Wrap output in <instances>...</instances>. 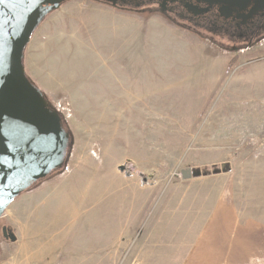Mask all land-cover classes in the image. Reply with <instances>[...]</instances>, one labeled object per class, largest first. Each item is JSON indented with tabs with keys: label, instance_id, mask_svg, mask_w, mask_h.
<instances>
[{
	"label": "rangeland",
	"instance_id": "rangeland-1",
	"mask_svg": "<svg viewBox=\"0 0 264 264\" xmlns=\"http://www.w3.org/2000/svg\"><path fill=\"white\" fill-rule=\"evenodd\" d=\"M23 68L68 145L4 209L0 264H264V33L67 0L32 32ZM44 218L52 250L16 226Z\"/></svg>",
	"mask_w": 264,
	"mask_h": 264
},
{
	"label": "water",
	"instance_id": "water-1",
	"mask_svg": "<svg viewBox=\"0 0 264 264\" xmlns=\"http://www.w3.org/2000/svg\"><path fill=\"white\" fill-rule=\"evenodd\" d=\"M64 1L0 2V217L14 197L63 164L68 133L26 76L23 51L42 19ZM182 174L190 176L187 169ZM2 235L16 241L6 226Z\"/></svg>",
	"mask_w": 264,
	"mask_h": 264
},
{
	"label": "flooded vegetation",
	"instance_id": "flooded-vegetation-1",
	"mask_svg": "<svg viewBox=\"0 0 264 264\" xmlns=\"http://www.w3.org/2000/svg\"><path fill=\"white\" fill-rule=\"evenodd\" d=\"M118 4L158 7L190 28L236 36L243 41L264 33V0H121Z\"/></svg>",
	"mask_w": 264,
	"mask_h": 264
},
{
	"label": "crops",
	"instance_id": "crops-1",
	"mask_svg": "<svg viewBox=\"0 0 264 264\" xmlns=\"http://www.w3.org/2000/svg\"><path fill=\"white\" fill-rule=\"evenodd\" d=\"M48 204L47 203H44L43 204V207L41 208V210L42 211H45V210H47L48 209ZM101 206H103V210H104V213H100V214H102V215H104V219H108V220H111V218H112V214H113V211H112V206H110V207H108L107 206V204L105 205V207H104V205H101ZM102 209V208H101ZM26 210H28V209H26ZM29 210H30V216H31V214H33V210H36V209H32V208H29ZM8 213V212H7ZM6 213V214H7ZM9 214V213H8ZM21 214V213H20ZM23 214H25V213H23ZM23 214H21V215H23ZM96 216V215H95ZM27 218V217H26ZM65 218H68V216H66ZM13 221H14V219H12ZM26 223H23V224H21V225H17L16 224V226H18V228H19V232H21V233H23L24 235H26L27 233H29L30 232V234L31 235H36L37 233L36 232H38V231H40L41 233H42V235H43V241H49L50 242V245L49 246H47V247H51V249L50 250H52L53 248H54V246H53V228H52V225H49V222L50 221H52V220H49V219H47V220H45V218H44V220L42 221V220H40V221H42V223L41 224H39V226L37 225V226H35V224H33V222H32V219H29V221H28V219L27 220H24ZM105 221H107V220H105ZM107 224V223H106ZM106 224H104V225H106ZM97 225H102V224H94L93 226H97ZM38 227H39V229H38ZM81 228L78 226V227H72V228H70V230H72V231H75V230H80ZM89 237V235H84V236H79V239L81 240V238H84V239H87ZM53 238V239H52ZM48 242V243H49ZM47 243V244H48ZM45 245V244H44ZM46 246V245H45ZM24 247H29L28 245H27V242H26V244L24 245ZM29 249V248H28ZM108 249V250H107ZM100 251H102L104 254H106L105 256H109L108 255V253H107V251H110V248H109V246L107 247L106 245H104L103 247H101V249H99ZM99 250H97V251H99Z\"/></svg>",
	"mask_w": 264,
	"mask_h": 264
},
{
	"label": "snow or ice",
	"instance_id": "snow-or-ice-1",
	"mask_svg": "<svg viewBox=\"0 0 264 264\" xmlns=\"http://www.w3.org/2000/svg\"><path fill=\"white\" fill-rule=\"evenodd\" d=\"M0 2H3V0H0Z\"/></svg>",
	"mask_w": 264,
	"mask_h": 264
}]
</instances>
